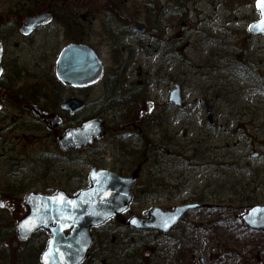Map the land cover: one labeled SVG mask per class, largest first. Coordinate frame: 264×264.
Wrapping results in <instances>:
<instances>
[{"label":"rangeland","instance_id":"obj_1","mask_svg":"<svg viewBox=\"0 0 264 264\" xmlns=\"http://www.w3.org/2000/svg\"><path fill=\"white\" fill-rule=\"evenodd\" d=\"M25 1L0 0V13ZM46 1H27L25 13L44 7ZM146 1H54L46 48L56 52L74 32H86L107 77L122 73L123 89L133 88L140 96L128 105L126 119L117 116L114 108L102 109L108 133L104 147L94 155L93 151L59 155L43 130L30 128L25 135L29 143L15 149L21 155L15 156L13 174L0 172L2 183L27 184L6 207H0L1 222L5 227L12 223L14 231L25 213L23 199L29 191L51 193L58 186L74 193L88 184L89 161L109 168L114 152L115 164L128 173L142 163L137 183L141 190L134 193L128 213L195 202L191 199L200 204L162 238L152 231L130 230L117 218L108 220L101 232L108 233L109 241L126 238L133 243V264H201L198 259L205 264H264V229L252 230L241 219L251 206L264 205V36L247 30L260 12L254 0H160L157 27L164 39H175L178 46L167 49L158 40L159 47L149 54L142 48L154 38L130 30L142 22L148 32ZM15 37L21 36L15 32ZM112 41L123 50L119 63L112 58ZM28 44L31 51L38 50L39 41ZM11 50L15 52L16 46ZM37 62L44 64L41 58L33 59L34 65ZM175 83L181 90L179 107L167 101ZM101 85L89 89L94 93L82 114L102 105L98 100L102 93V100L106 99L108 92ZM201 100L212 107V125L206 121ZM127 125H139L146 131L144 137ZM2 232L1 244L9 250L2 264H16L17 249L33 250L39 244L35 237L24 243L15 232L6 235V228ZM92 245L97 247L95 237ZM148 252L150 256L145 255Z\"/></svg>","mask_w":264,"mask_h":264},{"label":"water","instance_id":"obj_2","mask_svg":"<svg viewBox=\"0 0 264 264\" xmlns=\"http://www.w3.org/2000/svg\"><path fill=\"white\" fill-rule=\"evenodd\" d=\"M254 7L259 10L260 17L250 22L247 29L252 34L264 35V4L258 5V0H255ZM50 20L49 8L34 15H26L21 30L27 33ZM144 29L143 23L132 27L137 33H143ZM1 50L0 42V55ZM102 72L100 58L85 44L69 43L60 50L56 58L57 79L71 85L93 84ZM180 91V85L175 83L169 91L168 102L180 106ZM200 103L205 110L208 124H212L211 106L204 100ZM84 104L81 99L70 96L64 98L60 106L62 110L74 113L81 110ZM53 121L59 124L61 117L57 115ZM102 122V118H91L67 129L59 136L58 145L65 151L86 148L94 141L102 140ZM137 177L138 168L129 176L92 168L88 173L89 185L75 194L69 195L62 190L53 194L29 191L23 202L25 213L17 220L15 233L21 241L29 240L39 230L47 233L48 239L40 253L39 264H81L92 241L91 229L127 210L132 200V185ZM4 205L5 203L0 201V207ZM199 206L180 204L171 209L153 206L144 212V216H131L127 224L137 230L155 229L166 233L187 211ZM241 219L251 229H264V205L251 206ZM133 220L136 223H133ZM201 261L203 262L202 259Z\"/></svg>","mask_w":264,"mask_h":264},{"label":"flooded vegetation","instance_id":"obj_3","mask_svg":"<svg viewBox=\"0 0 264 264\" xmlns=\"http://www.w3.org/2000/svg\"><path fill=\"white\" fill-rule=\"evenodd\" d=\"M27 1L30 2V0H26L21 7L19 4L13 5L12 7H6V9L0 13V42L2 44L0 55V172L6 171L9 175L13 174L14 171L15 156L19 158V155H21V152H16V147L20 146L19 144L25 145L29 143L28 139H30V137L26 139L25 135L27 131H30V128L43 130L45 134L51 139V143L58 147L57 154L59 155H78L82 151H93L91 154H96L101 146L104 147V139L108 133V127L106 124L107 119H105L106 117L103 115L102 109L106 108L107 110H112V107L110 108L109 106L112 101L109 99L110 97L108 98V93L106 99L104 98L103 100L101 98V96L103 97L102 93V95L98 98L102 105H97L91 113L89 111L85 114H82V112L87 109L89 97H91L94 93V90L90 91L89 89H92L98 83H101L103 92H108L107 87L109 86V78L114 74L107 77L105 67L98 81L90 86H73L68 83L60 82L55 76L57 55L60 50L69 43L85 44L91 47L101 58V55L95 46L87 39L86 32H84L82 35H79L78 32L75 34L74 32V37L70 38V40H67L58 51L55 52L56 48L50 51L46 48L45 42L52 34L48 33L46 29L55 17V0H52L51 3H48L49 0H47L44 7L29 13H25L26 10L24 6ZM48 8L51 14L50 22L35 27L27 33L22 32L21 26L26 14H35L40 10H45ZM15 32H17L21 37L16 38ZM155 32L157 33V31ZM143 34L149 35V30L146 32L145 29ZM151 37L154 38L155 41L161 40L163 42H165L164 40L169 39H164L163 36L161 39H157L156 36ZM34 41H39L38 50L35 52L31 51V45L28 44ZM13 46H16L15 52L11 50ZM25 47L27 50L29 49L27 54L22 52L23 48ZM38 58H41L44 61L43 65H38V62L36 65H34L33 59L37 60ZM23 59H25L24 63ZM29 59L30 62L28 61ZM66 88L70 89V91L65 92L63 89L66 90ZM86 90L87 92H84ZM132 93L134 92L132 91ZM70 96L84 101V107L74 113H71L68 110H62L60 106L62 100ZM113 108L117 116H119L117 113L123 110L122 106H114ZM57 115L61 117V123L59 124L53 121ZM91 118L103 119V139L99 142H93L86 148L82 149H70L66 151L60 149L58 145L59 136L67 129L78 126L85 120ZM127 127H132L134 130H137L139 137H144L146 133V131L143 130L139 125H137V127L133 125H127ZM134 130L131 132L134 133ZM135 137L138 138L137 136ZM111 155H113L112 158H114V161L112 165H109V168L106 166L101 167L100 163L97 161H89V165L91 168H107L121 175H129L130 173L123 171L115 164L116 155L114 152H112ZM70 159H72V162L76 160L73 157ZM41 164L44 165V162ZM136 166L140 167V171L142 163L139 162ZM19 169H21V167H19ZM138 179L133 186L134 193L141 190V188L137 186ZM85 180L88 182V176H85ZM55 188V190L64 189L59 188L58 186ZM9 199L10 198L7 196L4 198L3 192H0V200H3V203H10L11 201ZM191 200L197 201V199ZM118 219L121 222L124 220L123 218ZM198 261L201 264H205L200 259H198Z\"/></svg>","mask_w":264,"mask_h":264},{"label":"trees","instance_id":"obj_4","mask_svg":"<svg viewBox=\"0 0 264 264\" xmlns=\"http://www.w3.org/2000/svg\"><path fill=\"white\" fill-rule=\"evenodd\" d=\"M160 0H148L144 4V19L149 25V35L156 36L157 39H161L163 36V33H161L160 28L157 27V23L159 21V18L161 16L162 6L159 3ZM179 3L180 0H177ZM239 2V0H238ZM181 3V2H180ZM179 13H181L179 11ZM155 31H159V33H156ZM166 42L165 48H171L178 46V41L175 39L170 38L164 40ZM171 44V45H170ZM112 58L115 63L120 62V56L123 52L115 43V41H112ZM159 47L158 40L151 41L148 45H146L142 50L146 53H153L155 50ZM122 74L120 73H114L109 78V86L107 87L108 90V98L112 101L109 105L110 108L114 106H122L123 111H119L117 114L121 116L122 118H128L129 111L127 110L128 105L131 104V101L137 99L140 94L139 93H132L131 89H128L126 91L123 90L122 86ZM27 184H20L18 186H10L8 183H2L0 182V192H3V195H6L9 198H15L19 193H21V190L26 187ZM1 212V209H0ZM2 219L0 217V264H2V260L6 258V255H9L7 253L8 247H4L1 244V240L5 237L3 236V228H6V235H14L13 226L12 223L5 227L4 224H2ZM101 227L93 229V234L96 239L97 247L91 248L89 254L87 255L86 259L82 264H96L97 261L101 258V264H133L134 263V257L132 255V248L133 243L128 242L126 238H122L119 241H116V239H112L109 241L108 239V233L107 232H101ZM132 230V229H130ZM144 232V231H143ZM146 233V232H144ZM148 234V233H147ZM153 234L157 237H160V233H154ZM151 236H153L150 233ZM32 237H35L38 239V246L31 249H17L14 257L16 258V264H28L27 261H29V264H38L39 255L42 249L44 248L45 241L47 239V235L43 231H38L36 234H34ZM31 237V238H32ZM174 237H172L170 240H173ZM28 242V241H27ZM26 243V242H24ZM155 249V248H153ZM12 253H14V249L12 250Z\"/></svg>","mask_w":264,"mask_h":264},{"label":"snow or ice","instance_id":"obj_5","mask_svg":"<svg viewBox=\"0 0 264 264\" xmlns=\"http://www.w3.org/2000/svg\"><path fill=\"white\" fill-rule=\"evenodd\" d=\"M264 4V0H258V5ZM133 223H136L135 220L132 221ZM167 226V224H165Z\"/></svg>","mask_w":264,"mask_h":264}]
</instances>
